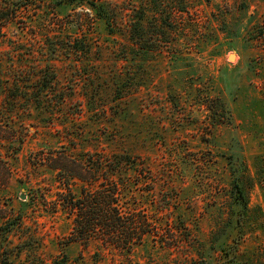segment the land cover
<instances>
[{"label": "rangeland", "instance_id": "rangeland-1", "mask_svg": "<svg viewBox=\"0 0 264 264\" xmlns=\"http://www.w3.org/2000/svg\"><path fill=\"white\" fill-rule=\"evenodd\" d=\"M103 1L104 16L37 1L0 39V155L11 169L0 264H218L237 243L263 254V221L240 231L230 210L242 164L250 207H264V0ZM59 150L129 155L136 168L113 176L128 182L123 205L165 237L132 250L73 241L72 221L52 208L59 178L37 163Z\"/></svg>", "mask_w": 264, "mask_h": 264}, {"label": "trees", "instance_id": "trees-1", "mask_svg": "<svg viewBox=\"0 0 264 264\" xmlns=\"http://www.w3.org/2000/svg\"><path fill=\"white\" fill-rule=\"evenodd\" d=\"M37 1L42 0H0V39L7 37L6 27L18 20L25 10L37 6ZM57 2L67 5L87 4L96 9L99 15L104 16L105 14L103 0H57ZM2 89L3 84L0 79V90ZM2 128L1 124L0 131ZM37 163L46 165L59 178L61 189L52 203V208L55 211L61 209L72 221L70 237L73 241L87 244L92 238H96L104 245L132 250L136 245L142 244L148 235L154 234L162 239L165 237V233H159L157 226L150 220L144 209L136 205L128 206V208L123 205L122 198L129 188L128 182L122 177L116 179L113 176L123 169L136 168L134 160L129 155L110 156L88 151L75 157L64 150H59L37 157ZM232 174L233 205L230 210V220L233 222L235 220L240 231L242 227L250 226L248 220L255 222L251 224H257L261 220L264 223V207L261 205L250 207L247 183L251 184L252 188L254 180L248 176V169L244 164H242L241 171H237L236 167L232 166ZM256 174L260 180L258 183L264 187V162L257 169ZM10 176L11 169L0 155V180L2 178L7 182ZM74 185L79 186L80 190L75 192ZM7 224L1 226L4 235L10 230L8 227L6 229ZM162 242L165 247L172 248L173 246V243L169 241ZM239 246L238 243L229 246L218 264H264V253L248 255L241 252Z\"/></svg>", "mask_w": 264, "mask_h": 264}, {"label": "water", "instance_id": "water-1", "mask_svg": "<svg viewBox=\"0 0 264 264\" xmlns=\"http://www.w3.org/2000/svg\"><path fill=\"white\" fill-rule=\"evenodd\" d=\"M235 54H230L229 55V59H234ZM22 199H25V195H22Z\"/></svg>", "mask_w": 264, "mask_h": 264}]
</instances>
